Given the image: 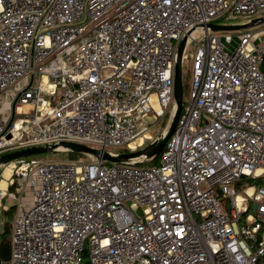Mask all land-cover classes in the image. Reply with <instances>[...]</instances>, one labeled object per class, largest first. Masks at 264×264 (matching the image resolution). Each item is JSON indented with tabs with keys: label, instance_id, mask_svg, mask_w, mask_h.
<instances>
[{
	"label": "built area",
	"instance_id": "1",
	"mask_svg": "<svg viewBox=\"0 0 264 264\" xmlns=\"http://www.w3.org/2000/svg\"><path fill=\"white\" fill-rule=\"evenodd\" d=\"M261 17L264 0H0V99L12 103L0 156L63 142L138 150L152 140L145 119L174 114L181 40L195 47L157 164L10 165L7 264H261L264 24L206 29Z\"/></svg>",
	"mask_w": 264,
	"mask_h": 264
},
{
	"label": "water",
	"instance_id": "2",
	"mask_svg": "<svg viewBox=\"0 0 264 264\" xmlns=\"http://www.w3.org/2000/svg\"><path fill=\"white\" fill-rule=\"evenodd\" d=\"M264 24V17L254 19L250 23L241 25H224V24H208L206 29L213 33H228L247 30L249 28L260 26ZM189 34V33H188ZM187 34V35H188ZM186 37H184L176 52V63L174 68V103L175 111L171 118L170 124L167 130L160 135L157 139L151 142L149 145L127 153H113L105 150L92 148L86 145L75 144V143H59L44 147H30L21 149L18 151L9 152L0 156V166H5L13 162H17L23 159L44 155V154H55L58 152H72L76 154L87 155L93 159L103 162L106 164L116 165H134L138 162L149 161L161 153L166 142L173 134L179 115L183 109L182 100V59L184 49L186 47ZM10 123L8 124V127ZM264 185V179L262 180ZM1 264V260H0Z\"/></svg>",
	"mask_w": 264,
	"mask_h": 264
},
{
	"label": "rangeland",
	"instance_id": "3",
	"mask_svg": "<svg viewBox=\"0 0 264 264\" xmlns=\"http://www.w3.org/2000/svg\"><path fill=\"white\" fill-rule=\"evenodd\" d=\"M241 21L240 20H234V21H224L223 24L224 25H238L240 24ZM241 32V31H237V32H228L227 34H231L233 37H236L237 33ZM225 33H219L218 35L223 37ZM235 42V40H234ZM194 44H188L186 45L185 49H184V53H183V59H182V100H183V104L184 107L187 105V102L189 100V93H190V68H191V55L193 54L194 51ZM11 111L12 110V103L8 102L7 97H2L0 99V116L2 117L1 114H3V112L5 111ZM171 115V111H169V115L168 117H165L163 119L160 120H154L152 118H146L145 121L151 125V134L150 137L152 140H147L146 142H144V145L141 147H145L147 145H149L151 142H153L155 139H157L160 135H162L168 128L170 121ZM139 148V149H141ZM138 149V150H139ZM120 151H122V148H118V149H112L111 152L113 153H119ZM29 159H36L39 160L41 162H53V161H59V162H66L68 161L65 155V152H58L55 154H44V155H39V156H35V157H31ZM92 157H89L87 155H84V157H81L79 159V161H92ZM14 163V162H13ZM12 164V163H11ZM5 165V166H0V181L3 179V177H5L4 173L5 170L7 168L10 169V165ZM258 182V181H257ZM257 182H252L253 184H257ZM0 185H3L4 188H6V184L4 181L0 182ZM6 204V200L3 201L2 205ZM9 205H13V206H9L10 207H14V204H9ZM15 208L14 210L11 212V214H5L3 212V208L0 205V232L3 229V226L5 223H8V225H12L14 219H15ZM7 264V263H4Z\"/></svg>",
	"mask_w": 264,
	"mask_h": 264
},
{
	"label": "trees",
	"instance_id": "4",
	"mask_svg": "<svg viewBox=\"0 0 264 264\" xmlns=\"http://www.w3.org/2000/svg\"><path fill=\"white\" fill-rule=\"evenodd\" d=\"M130 152L128 149H122L119 153H127ZM66 158L68 161L66 162H77L81 157H84L82 154H76L72 152H65ZM159 156L156 158L150 160V161H144L143 164H150L155 165L158 163ZM257 182V181H256ZM257 184H261L260 181L257 182ZM14 210V207H10L6 211H3L6 215L11 214V212ZM11 228L12 226L8 225V223H5L3 226L2 231L0 232V260L1 264L7 263L10 258V236H11ZM83 264H87L86 262H83ZM264 264V261L261 263Z\"/></svg>",
	"mask_w": 264,
	"mask_h": 264
},
{
	"label": "bare ground",
	"instance_id": "5",
	"mask_svg": "<svg viewBox=\"0 0 264 264\" xmlns=\"http://www.w3.org/2000/svg\"><path fill=\"white\" fill-rule=\"evenodd\" d=\"M4 175H5V177H4V178H8V177L11 175V166H10V169H9V168H7V169L5 170V173H4ZM0 189H1V190H5V188H4V186H3V185H0Z\"/></svg>",
	"mask_w": 264,
	"mask_h": 264
},
{
	"label": "crops",
	"instance_id": "6",
	"mask_svg": "<svg viewBox=\"0 0 264 264\" xmlns=\"http://www.w3.org/2000/svg\"><path fill=\"white\" fill-rule=\"evenodd\" d=\"M11 206H13V205H11Z\"/></svg>",
	"mask_w": 264,
	"mask_h": 264
}]
</instances>
